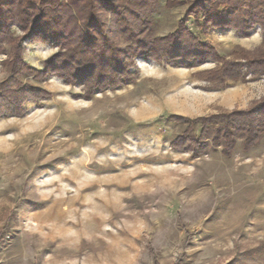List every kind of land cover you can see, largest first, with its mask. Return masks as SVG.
<instances>
[{"label": "rangeland", "instance_id": "374dc122", "mask_svg": "<svg viewBox=\"0 0 264 264\" xmlns=\"http://www.w3.org/2000/svg\"><path fill=\"white\" fill-rule=\"evenodd\" d=\"M194 1L156 0L146 15L155 36L187 20L222 56L264 53L260 26L248 36L205 34L202 18L187 14ZM23 44L37 69L59 51L38 38ZM7 57L0 53V83ZM217 66L137 57L134 82L91 97L56 75L21 76L50 95L29 99L21 116H0V264H264V136L250 148L237 136L226 153L210 129L200 154L191 141L173 147L178 137L202 142L200 122L189 119L264 97L263 74L217 87L206 73Z\"/></svg>", "mask_w": 264, "mask_h": 264}, {"label": "trees", "instance_id": "16d2710c", "mask_svg": "<svg viewBox=\"0 0 264 264\" xmlns=\"http://www.w3.org/2000/svg\"><path fill=\"white\" fill-rule=\"evenodd\" d=\"M155 5L156 0H0V53L8 55L3 63L10 70L0 83V116H21L29 99L50 95L39 86L24 83L21 76L33 75L46 81L56 75L66 83L83 84V95L91 97L97 90L134 82L136 71L132 68L137 57L186 67L215 61L220 66L206 73L210 82L219 84L217 87L229 79L247 81L249 72L264 75V53L229 59L203 41L187 20H181L175 32L155 36L153 22L146 17ZM107 13L112 15L109 28ZM187 14L202 18L200 28L205 34L213 29H235L239 35L248 36L260 26L264 43V0H195ZM14 26L22 34H16ZM117 35L126 38L125 47L116 42ZM28 38L59 47L42 69L25 61L23 43ZM8 44L10 51L5 46ZM189 122L192 127L200 122L202 142L178 137L173 141L174 148H188L191 141L194 154L202 153L210 129L212 142L222 145L226 153L235 148L237 136H242L245 147L250 148L264 136V97L249 108L200 116Z\"/></svg>", "mask_w": 264, "mask_h": 264}, {"label": "crops", "instance_id": "0c3cea01", "mask_svg": "<svg viewBox=\"0 0 264 264\" xmlns=\"http://www.w3.org/2000/svg\"><path fill=\"white\" fill-rule=\"evenodd\" d=\"M217 30H221V29H213L211 32H215V31H217ZM223 33H225V32H228V33H236L237 34V32H236V30L235 29H226V30H221ZM207 35H211V33H208ZM206 35V36H207ZM239 35V34H238ZM205 36V37H206ZM239 38H240V36H238Z\"/></svg>", "mask_w": 264, "mask_h": 264}]
</instances>
